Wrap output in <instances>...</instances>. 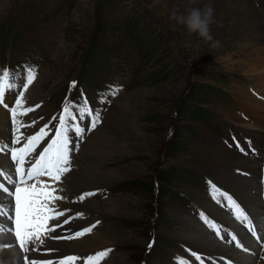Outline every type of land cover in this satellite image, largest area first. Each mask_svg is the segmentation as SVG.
Instances as JSON below:
<instances>
[{"label":"rangeland","instance_id":"374dc122","mask_svg":"<svg viewBox=\"0 0 264 264\" xmlns=\"http://www.w3.org/2000/svg\"><path fill=\"white\" fill-rule=\"evenodd\" d=\"M205 5L213 8L214 19L210 25L213 40L207 42L173 17L174 12L187 15L190 9H202ZM254 24L257 33L249 30ZM258 34L264 41V0H0V69L11 71L14 84L26 82L28 67L36 72V79L24 94L29 100L25 107L35 109L28 113L25 122L31 124V119L37 122L27 128L31 135L45 124L51 127L58 124L67 102L68 91L63 95L65 86L70 87L74 78L79 80L77 71L83 72L89 81L79 84L87 95L83 97L75 91L73 102L87 98L93 115L99 112L100 123L94 130H87L82 139L75 135L79 147L71 154L74 157L71 171L76 168L78 152L92 132L98 128L106 132L104 140L83 157L89 164L103 163L99 165L104 172V179L98 184L101 186L89 189L95 195L81 201L79 196L87 189L77 194L63 190L71 171L63 182L55 184L57 195L64 197L56 203L64 212L58 221L68 217L69 223L49 235L67 237L92 224L97 227L72 240L46 238L36 254L41 258L60 256L49 245L81 240L104 228L108 236H113L116 248L102 247L111 251L100 264L112 261L140 264V257L146 258V264H175L177 254L183 253L177 248L178 241L200 248L198 232L213 235L195 220L197 212L189 205L210 208L208 218L215 215L214 223L218 224L221 235L230 239L226 226L234 229L233 225L227 221L221 223L223 227L219 222L225 219L218 218L220 213L229 215V209L218 204L212 195L207 199L203 196L202 176L214 178L217 188L221 186L222 192L237 194L240 200L245 187V192L258 197L260 203L258 180L262 177H258V166L264 159L262 154L257 151L256 159L239 155L234 149H227L220 138L228 137V131L246 138L248 131L252 139L250 132L256 127L254 124L261 125L263 133L264 99L257 95L264 96V52L256 45ZM216 41L218 45L213 46ZM113 80L124 87L114 99H108L104 82ZM96 89L102 90L94 94ZM19 92L16 87L5 93V102L0 104L6 110L0 108L3 115L14 106ZM237 103L246 109L243 117L247 122H240L239 113L243 111L236 113ZM75 115L78 120L79 113ZM54 116L57 119L53 120ZM217 118L222 121L215 137L213 123ZM79 123L88 129L91 116L85 114ZM9 124L10 140H13L16 132L12 130V119ZM244 125L250 129L246 130ZM25 131L26 127L20 129L22 134ZM26 132L24 137L29 135ZM225 139L230 142L229 137ZM24 142L21 141V147ZM46 143L47 138L41 147ZM13 145L10 141L0 151L4 149L9 155ZM225 160L230 162L223 163ZM11 162L2 163L0 170L11 174L14 166ZM158 169L169 170L171 177H162ZM1 183L10 188L7 181ZM152 187H156L157 197L150 194ZM103 188L106 194L102 193ZM6 198L7 203L0 199L3 211L12 204ZM222 201L226 203L223 197ZM102 202L112 206V214H88L71 208ZM238 204L241 206V202ZM63 205L70 206L64 209ZM103 218V226L99 227ZM0 219L5 221L4 216ZM73 221L81 226L72 224ZM234 233L241 243L235 229ZM148 235H154L155 242L146 253L143 248ZM102 248L89 251L90 255ZM36 258L37 255L33 259ZM51 258L55 264V257Z\"/></svg>","mask_w":264,"mask_h":264},{"label":"snow or ice","instance_id":"6c2138e0","mask_svg":"<svg viewBox=\"0 0 264 264\" xmlns=\"http://www.w3.org/2000/svg\"><path fill=\"white\" fill-rule=\"evenodd\" d=\"M12 73L7 68L0 69V104L4 103L5 93L17 87L11 82ZM26 83H23V91L17 93L14 99V106L9 108L11 113L12 123L15 127L16 135L14 136L13 143L20 144L22 140V147L11 148L10 158L14 164V174H8L4 170H0V177H4L11 188L6 187L0 183V193L7 194L11 198L12 215L9 219L12 220V227L6 229L0 225V232L11 231L15 237V242L19 244L20 249L27 253L29 252V245L33 246L32 250H39V247L45 243L46 238L55 239H75L83 237L87 233H91L96 225L84 228L81 231L75 232L73 236L68 237H50V233L55 232L60 224H53L51 227L50 222H55L59 217L64 216V212L60 211L56 202L64 199V197L57 195V188L55 184L60 183L62 177L71 171V153L78 147V143H74L70 133H75L77 137L83 138L86 129L77 121V115L73 112L71 103H66L58 117V124L55 126L54 134L49 124L40 127L39 130L33 134L24 137L20 132L22 127H32L37 122L32 121L31 124H25L19 120V116H26L28 113L34 111L32 107H25V92L28 87L36 79V72L34 68L28 67L25 70ZM118 90H113L112 95L117 94ZM8 108V105H4ZM36 107H39L37 105ZM77 111L79 112V119L83 120L85 114L92 117L90 127L88 130H94L98 123H100V114L97 111L93 115V109L88 106L87 98L84 99L82 106ZM53 120L57 117H53ZM47 138L45 146L41 147L42 142ZM38 149H40L38 151ZM27 165V167H26ZM42 177L48 178L42 180ZM211 193L213 199L218 204L221 203L219 197H223L227 201V206L235 211L236 218L242 221H247L249 230L255 235V229L252 227V221L248 219L240 205L236 203L233 198L221 192L215 185H211ZM94 193L88 192L79 196V200H84L87 196H92ZM0 215H7L0 209ZM201 217L209 225L210 228L216 230L219 234L220 229L208 217L201 213ZM69 220L65 219L63 224H68ZM99 222L97 221V224ZM233 241H236L237 247H243L236 236H232ZM9 245L5 244L4 247ZM151 247V245H149ZM49 251H52L49 249ZM111 250L98 251L95 254L88 255L84 258L78 255H65L60 258L56 264H77L78 260H83V264H100ZM247 251V249H245ZM196 259H201L196 256ZM25 264H53L52 260H37L24 257ZM179 264H189V261L181 258ZM202 264V262H201Z\"/></svg>","mask_w":264,"mask_h":264},{"label":"bare ground","instance_id":"6f19581e","mask_svg":"<svg viewBox=\"0 0 264 264\" xmlns=\"http://www.w3.org/2000/svg\"><path fill=\"white\" fill-rule=\"evenodd\" d=\"M249 17L252 20H254V16L250 15ZM252 20H250V21H252ZM255 27H256V25L254 24L249 30L253 31L254 33H257L255 31ZM260 36L261 35H259V34L257 36H255L256 41H257L256 45L259 46L260 48H263V52H264V41ZM81 65H82V61H81ZM25 100H26V102L29 101L27 98H25ZM5 104H7V103H5ZM8 115L9 116L11 115L10 111L7 114L3 115L1 110H0V131H1L0 132V148L1 149H2V147L8 146L10 143V132H11V130H10L9 120L6 119V117L8 118ZM19 117H22V118H19L20 120H25L24 123L29 118L28 114L26 116H19ZM255 126H256L255 128H251L252 132H250V133L252 134L253 141L257 145H260L261 144V141H260L261 137L260 136H262V134H263L261 132V129H260L261 125L255 124ZM12 130H15L14 126H12ZM24 133H23V135H25ZM105 135H106V132L104 130H102L101 128H98L96 131L92 132V134L88 137L87 141L84 142V145H82V149L80 150V152H78V157H77L78 159H76V168L73 169L68 174V177H67L64 185L62 184L63 190L65 192L77 194L81 191H84L85 189H91V188H94L97 186H101L98 184H100V181L104 179L103 178L104 172L102 169L99 168V165H103V163L101 162L99 164H92V163L89 164L88 161L83 160V157L88 154L89 150L95 149L96 145L98 143H101L104 140ZM9 155H10V153H9ZM9 155H7V152L4 149L0 151V165H2V163H10ZM229 162L230 161L225 160L223 163H229ZM9 168H10V165H9ZM9 168H7V170H9ZM261 177H264V176L261 175ZM93 184H96V185H93ZM244 189H245V187L242 188V191L240 192L241 198H243V199H241V204L244 207H246L247 210H249L251 214H253L256 218H258L257 220H259L261 222V219H259L258 216L261 214V212L263 210L261 209V204L257 200L258 197L255 198L252 194H250V192L249 193L245 192L246 190H244ZM0 199H2L3 203H7V201H8V199L5 197V195H3L1 193H0ZM9 201H10V199H9ZM72 201L73 200H71V203H72ZM226 203H227V201H226ZM63 206L65 209L70 205H63ZM71 208L74 210L81 211V212L85 211L88 214H96V213H102V214L105 213L106 215L112 214V206H110L109 204H106L104 202H102L101 204H96V205L91 204L90 206L72 205ZM226 209H230V208L226 207ZM220 214L222 215V213H220ZM221 215L218 218L221 217L225 220L220 221L219 223L221 224L223 222L225 224L227 222V220L229 219V217L225 212H224L223 216H221ZM104 219L105 218L102 219V223L99 227L103 226ZM0 221H3V220L0 219ZM100 222H101V220H100ZM107 222H109V221H107ZM3 223H4V225H3ZM72 224L76 225L77 222L73 221ZM224 224H221V226L224 227L225 226ZM2 225L5 226V221L2 222ZM76 226H81V224H77ZM233 228L235 229L237 236L241 240L243 247L245 249H247V251H245V249L241 251L236 246H232L231 245V236H230V239L228 237H224L222 242H221L220 240H218L216 238V236L213 238H210L211 235L209 233H206V232H200V234L198 232V234L196 235V238L199 240L198 242L200 245V249L202 248V249L206 250L208 253H212L214 251H219V253H225L230 258H234L235 260H237L238 262H240L242 264H250V263L264 264V245L262 244L264 241L262 238V234H263L262 231L264 228L263 229L259 228L260 229V231H259L260 241L259 242H262L261 244H259V243L257 244L255 241H253V239L249 236V234L247 232H245L243 229H241L237 223L233 224ZM101 229L102 230H100V231H98V230L95 231V234L90 235L89 237L87 236L81 240H75V241H71L69 243H54L53 245H49V246H52V248L57 249V251L60 253V255L62 253H65V252H69V253L74 254V253H78V252L79 253H86V252L92 251V253H93L94 250H99L102 247H107V246H108L107 248L112 247L114 245L113 236H108L107 231L104 228H101ZM64 232H65V230H64ZM193 235H194V233H193ZM5 244H7L9 246L4 247ZM36 255L38 256V258L42 257L40 254H36ZM50 256L51 257H59L56 254L55 255L53 254V256L52 255H50ZM44 257H49V255L44 256ZM112 262H107L106 264H114ZM0 264H23L21 262V254L15 248V246L12 245L11 236L8 234V232L5 234H4V232L0 233ZM103 264H105V263H103Z\"/></svg>","mask_w":264,"mask_h":264},{"label":"clouds","instance_id":"9594fccd","mask_svg":"<svg viewBox=\"0 0 264 264\" xmlns=\"http://www.w3.org/2000/svg\"><path fill=\"white\" fill-rule=\"evenodd\" d=\"M173 17L179 24L185 25L190 33H197L206 42L213 40L210 34V25L214 23L211 5H205L202 9L192 8L187 15H176L174 12ZM218 43L216 41L213 46L218 45Z\"/></svg>","mask_w":264,"mask_h":264},{"label":"trees","instance_id":"16d2710c","mask_svg":"<svg viewBox=\"0 0 264 264\" xmlns=\"http://www.w3.org/2000/svg\"><path fill=\"white\" fill-rule=\"evenodd\" d=\"M154 45H155V43H153ZM82 66V65H81ZM167 149H171V146H168L167 147ZM159 170V169H158ZM159 173H160V175L162 176V177H165V178H169V177H171V175H170V173H169V170H165V171H160L159 170ZM153 184H156V182H154ZM155 190V191H154ZM150 194H152V196L153 197H157V192H156V187L155 188H153L152 187V189H151V192H150ZM156 201V200H155ZM156 203H157V201H156Z\"/></svg>","mask_w":264,"mask_h":264}]
</instances>
